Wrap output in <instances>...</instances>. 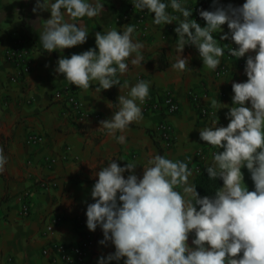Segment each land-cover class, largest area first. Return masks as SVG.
Listing matches in <instances>:
<instances>
[{"label":"clouds","instance_id":"1","mask_svg":"<svg viewBox=\"0 0 264 264\" xmlns=\"http://www.w3.org/2000/svg\"><path fill=\"white\" fill-rule=\"evenodd\" d=\"M132 3L135 10L154 13V25L178 22L172 63L176 71L188 68L190 56L183 53L189 45L198 50L203 68L214 72L225 49L213 34L222 33L220 41L231 39L237 45L228 49L231 56L248 54L244 69L248 79L232 83L231 105L205 98L212 109L229 108L227 126H217L218 111H213L210 117L217 119H211L199 133L201 140L218 149L205 161L209 179L223 181L214 194L198 192L187 157L181 160L156 153L146 162L121 165L118 160L122 158L111 157L102 167L90 163L93 170L97 166L99 170L93 171L98 179L91 190L94 202L87 203L86 225L91 231L101 228L100 245L110 242L115 247L99 256L97 264H120L121 260L123 264H264V0L226 6L212 0V10H199L204 26L193 18L188 0ZM104 5L105 0H35L34 13H51L39 31L43 49L63 53L65 48L84 44L89 31L83 18L99 16ZM136 31L133 23L122 31L116 27L98 31L95 47L70 57L61 55L55 67L70 85L85 91L93 82L98 83V92L120 86L118 110L99 121L97 130L122 145L127 143L129 126L143 120L142 105L150 97V81L140 79L130 87L120 83L129 62L137 67L144 62L145 44L136 39ZM253 51L255 55L250 54ZM126 87L128 91L122 94ZM109 107L113 108L110 103ZM7 160L0 149V173ZM138 165L143 166L142 177L135 171ZM244 168L250 173L253 190L245 182Z\"/></svg>","mask_w":264,"mask_h":264},{"label":"crops","instance_id":"2","mask_svg":"<svg viewBox=\"0 0 264 264\" xmlns=\"http://www.w3.org/2000/svg\"><path fill=\"white\" fill-rule=\"evenodd\" d=\"M129 1L105 0V11L99 16L83 18L89 31L84 44L65 48L63 53L59 50L48 53L39 41V31L42 30L43 19L50 17V11L34 13L35 0H0V149L8 157L5 171L0 173V264H53L50 256L43 254L44 248L56 242L80 244L85 232L93 233L96 238L88 264H97L99 256L113 252L115 247L110 242L107 246L98 243L103 238L101 228L98 226L91 231L86 225L87 203L94 202L91 190L95 179H98L93 176V171H98L99 166L102 167L111 157L122 158L118 160L121 165L127 161L146 162L150 155L156 153L181 160L187 157L193 170V183L197 173L195 165H206L205 161L211 160L210 146L200 139L199 134L200 128L210 122L199 116L191 100V92L208 91L210 98L215 97L231 105L234 95L232 83L248 79L244 71L246 62L243 66L232 65L228 79L220 84L225 79L215 80L214 72L203 68L199 53L186 45L183 55L190 56L188 68L184 72L176 71L172 68L178 36L174 30L178 24L176 21L157 26L152 23V16L148 18L150 29L146 37L136 32V39L145 44L144 62L140 67L129 62V71L120 76V83L130 87L140 79L150 81V97L155 101H161L168 90L173 91L180 104L178 113L166 115L155 108L145 110L142 105L144 118L140 123L133 122L129 126L127 143L122 145L97 130L99 121L109 119L118 110L119 85L98 92L96 88L99 85L93 82L88 90L79 92L81 101L94 113L83 123H74L64 114L63 105L53 98L54 91L63 81L61 74L55 72L58 58L95 47L98 31L113 27L122 31L126 25L121 26L117 16ZM210 1L188 0V4ZM220 3L225 6L228 3L242 5L244 0H220ZM169 11L172 12L171 9ZM223 29L228 31L227 24ZM15 30L26 36V46L34 66L27 80L12 83L9 75L14 73V67L5 59L4 51L12 43ZM223 41L225 46L237 47L231 39ZM250 54L255 55V52ZM247 55L241 58L247 59ZM219 88L228 90L226 99L218 97ZM127 91L126 87L122 94ZM217 111V126H227L229 119L225 113L229 108ZM163 121L172 125L176 142L167 151L161 149L155 133ZM32 131L44 135L45 142L27 143ZM68 146L70 151L64 159ZM51 157L58 159L53 165L48 164ZM90 163L99 166L93 170ZM135 171L142 177L143 166L138 165ZM128 174L126 172L125 176ZM40 179H51L53 184L43 189L38 185ZM27 190L30 191V211L28 215H22L20 197ZM55 215L62 216L63 221L47 234L46 225ZM191 239L192 236L189 243ZM111 264H116V261Z\"/></svg>","mask_w":264,"mask_h":264},{"label":"built area","instance_id":"3","mask_svg":"<svg viewBox=\"0 0 264 264\" xmlns=\"http://www.w3.org/2000/svg\"><path fill=\"white\" fill-rule=\"evenodd\" d=\"M130 0L123 10L117 16V21L121 26H127V24L133 23L136 25V32H139L142 36L148 34L150 26L148 23V18L154 13H150L147 10H135V6ZM189 7L193 8V18L197 19L202 26L205 25L206 21L199 16V10L201 8L206 10L213 9L212 0L210 2H193L188 4ZM174 15H180L175 13ZM182 18V17H181ZM218 43L221 44L225 49L224 56L221 58V62L218 68L214 71L215 80L228 79L230 75V70L232 65L237 64L238 66H243L246 59L236 58L228 53V49L231 47H236L235 45L228 44L225 46L224 41H220L219 37L221 33L213 34ZM12 43L5 48L4 55L7 62L11 63L14 67V73L9 75V82L25 81L31 74L34 66V60L26 46V36L20 33L18 30L14 31ZM195 52L198 50L195 46H189ZM199 53V52H198ZM62 83L54 91L53 98L61 103L64 108V114L70 118L74 123H83L89 118L93 117L94 113L88 108L80 99L79 92L82 90L78 86L72 84L70 85L65 77L61 74ZM218 97L220 99H226L228 96V90L226 88H219ZM210 98L211 95L208 91L202 93L191 92V100L195 104L198 114L201 118L208 120L217 119V117H210V113L217 111V109H212L210 104L207 103L205 98ZM145 110L150 108H155L162 110L166 115H174L179 112L180 104L177 99L176 94L168 90L164 94V98L161 101H155L152 97H149L145 104ZM157 138L160 142V147L162 150H170L175 146V135L173 132V127L168 121H163L156 129ZM46 137L40 133L32 131L29 133L26 142L29 144H40L45 142ZM210 146V145H209ZM218 149L210 146L211 154ZM70 147H67L66 153L63 158L68 157V152ZM58 161L56 157H51L48 159V164L53 165ZM202 164L195 165V170H201ZM53 180L51 179H40L38 180V185L43 189H48L52 186ZM22 202V215H28L30 211V191H25L23 196L20 197ZM63 221V217L60 215H55L47 223L45 233H52L55 226ZM96 246L95 235L91 232H85L82 237L80 244H65V243H53L51 246L44 248L43 254L50 256L53 264H88L89 257L91 256L94 248ZM9 260H12L9 258Z\"/></svg>","mask_w":264,"mask_h":264},{"label":"trees","instance_id":"4","mask_svg":"<svg viewBox=\"0 0 264 264\" xmlns=\"http://www.w3.org/2000/svg\"><path fill=\"white\" fill-rule=\"evenodd\" d=\"M194 183L197 184V190L201 196H204L214 194L215 188L220 187L223 181L221 179L210 180L206 171V165L203 164L201 170L196 173Z\"/></svg>","mask_w":264,"mask_h":264},{"label":"rangeland","instance_id":"5","mask_svg":"<svg viewBox=\"0 0 264 264\" xmlns=\"http://www.w3.org/2000/svg\"><path fill=\"white\" fill-rule=\"evenodd\" d=\"M243 171H244V174H245V182L247 183V185L249 187V190H253L254 189V183H253V181L251 179L249 171L247 170V168H244Z\"/></svg>","mask_w":264,"mask_h":264}]
</instances>
